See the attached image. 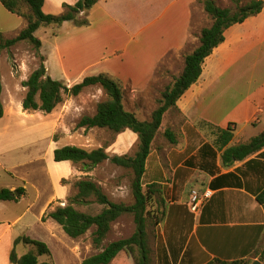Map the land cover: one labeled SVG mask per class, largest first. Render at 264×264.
<instances>
[{
  "label": "crops",
  "instance_id": "crops-1",
  "mask_svg": "<svg viewBox=\"0 0 264 264\" xmlns=\"http://www.w3.org/2000/svg\"><path fill=\"white\" fill-rule=\"evenodd\" d=\"M77 1L45 0L43 10L61 14L64 3ZM88 14V26L77 28L72 22L62 26L72 24L70 38L73 33L90 32L94 49L101 41H121L111 54L93 60L90 75L106 73L117 80L125 93V108L139 118L144 105H154L155 95L182 73L185 56L199 45L201 30L212 23L198 0H101ZM26 24L0 1L4 37L11 38ZM58 31L54 34L52 28L51 34L57 38ZM174 54L182 58L181 69L167 71L169 81L168 76L158 77L159 65ZM44 56L48 63L49 57ZM87 69L64 72L63 67V79L72 86L84 79ZM149 111L140 119L150 120L154 110ZM258 126H262L259 133ZM214 127L232 129L233 138L222 149ZM166 129L175 132L177 143L155 145L154 140L143 176L144 186L159 185L157 206L160 203L164 212L149 241L151 264H211L216 260L251 264L260 259L264 203L258 197H264V149L229 166H224L222 153L264 132V8L225 31L224 41L205 59L199 79L164 114L158 133ZM137 141L138 135L128 129L118 134L110 150L125 154ZM193 189L212 191L198 213L189 207ZM38 216H44L42 208ZM13 226L0 223V243L6 240L0 250L1 264H9L14 242L21 236L12 234Z\"/></svg>",
  "mask_w": 264,
  "mask_h": 264
},
{
  "label": "trees",
  "instance_id": "trees-1",
  "mask_svg": "<svg viewBox=\"0 0 264 264\" xmlns=\"http://www.w3.org/2000/svg\"><path fill=\"white\" fill-rule=\"evenodd\" d=\"M10 12L24 18L27 22L21 32L13 38H6L0 33V53L20 41L32 44L40 59L39 66L30 74L23 85L27 88L23 99L25 110H39L45 113L53 112L64 103L66 96H78L85 88L99 86L106 93L107 98L97 104L93 115H84L77 123V127L86 129L101 128L118 135L131 130L138 135V149L133 155H110L106 147L86 149L77 145H64L54 150L55 161H71L79 165L80 170L89 172L105 161L117 166L130 168L134 172L132 190L134 202L132 204L112 201L103 188L91 178H82L75 181L77 192L68 198L67 204L57 206L53 211L42 217L54 220L73 238L85 235L91 228L93 242L100 247L112 228V224L124 214H132L136 224L135 232L126 238L110 242L102 251L86 257L81 264H151V248L149 244L148 221L155 219L156 226L160 223L163 213L160 210L152 211L157 206V196L160 193L157 183L149 184L144 188L143 176L146 171V162L151 153L153 142L162 125L164 114L175 108L178 99L199 79L202 74L203 63L213 50L225 39V31L234 24L244 22L248 17L259 14L264 8V0H250L241 3V0H232L234 7H221L216 0H198L203 4L212 23L199 34V45L185 56V67L161 92L158 106L153 111L150 120H141L135 112L125 108V93L120 83L106 73L85 77L81 82L68 86L60 80L52 78L47 70L46 57L40 54L42 40L36 35L37 31L46 25L60 28L65 22H72L76 26H88V12L101 0H78L74 4L64 3L61 14H50L43 10L45 0H0ZM3 91L1 64H0V118L4 116V104L1 99ZM219 133L217 143L219 148L227 146L233 138L231 127L228 130L214 127ZM230 130V131H229ZM171 144L177 143L175 132L166 129L164 132ZM57 141V139H56ZM113 142V141H112ZM264 149V132L254 136L249 142L229 146L222 153L224 166L231 165L236 160H243L248 156ZM63 182H67L64 179ZM26 194L24 187L11 190H0L1 201H19ZM264 194V193H263ZM264 203V197H258ZM155 202L156 205H153ZM98 204L101 209L97 212L80 210L79 206ZM157 208V207H156ZM23 243L30 247L29 251L19 256L17 245ZM46 255L48 260L41 262L40 256ZM52 252L47 243L26 235L18 236L10 253L12 264H55ZM260 260L264 262V251ZM211 264H248V261L224 263L213 261Z\"/></svg>",
  "mask_w": 264,
  "mask_h": 264
},
{
  "label": "rangeland",
  "instance_id": "rangeland-1",
  "mask_svg": "<svg viewBox=\"0 0 264 264\" xmlns=\"http://www.w3.org/2000/svg\"><path fill=\"white\" fill-rule=\"evenodd\" d=\"M248 1L250 0L240 2ZM216 2L221 7L235 6L232 0H216ZM208 17L212 21L209 15ZM88 19L91 21V14ZM70 23L59 28L60 35L57 38L51 34L53 27L50 25L41 27L36 33L43 41V47L39 50L40 54L49 57V62L45 61V64L50 71V76L65 84L68 83L63 79V67L64 72L76 69L79 72L87 67L85 77L91 76L93 60H96L100 54H111L121 43L119 40L110 39L97 43L96 49L91 48L90 32L81 31L75 34L72 32L73 37L70 38L68 32L72 30V24L76 26ZM80 27L82 26L77 28ZM23 28L13 33L11 38L16 37ZM53 29L56 32V29ZM181 59V56L175 54L167 57L159 65L158 77L159 75L167 77L168 72L173 69L178 72L182 66ZM0 64L4 87L2 100L5 109L4 116L0 118V190L3 188L16 190L20 187L26 189L25 196L19 201L0 202V223L6 225L14 223L12 232L14 236L26 234L47 243L52 252L51 260L55 264H81L83 259L102 251L110 242L131 236L136 230L132 214H124L112 224L110 232L100 247H96L93 242L95 228H91L81 237L73 238L67 235L54 220L46 217V220L42 221L38 216L41 208L44 215H47L57 206L67 204L68 198L77 192L74 186L75 181L87 177L96 181L112 201L125 204L134 202L132 169L105 161L95 169L86 172L80 170V166L71 161L54 160V150L70 144L89 150L106 147V151L111 156L115 155L110 150V146L116 141L118 135H114L107 129L77 127L82 116L95 114L97 104L107 98L103 89L99 86H90L78 96H66L64 103L51 113L25 110L23 99L27 88L23 82L40 64L36 48L27 41H20L13 46L3 48L0 53ZM169 80L170 76L167 78V81ZM161 92L155 95L154 105L153 103L144 105V114L140 118H145L149 110L157 108ZM127 101L126 104L130 107V96H127ZM252 129L255 128L252 127ZM257 129L259 133L262 126H258ZM125 136L124 138L127 139V135ZM164 142L170 143L164 132H159L155 138V145ZM137 149L138 141L125 154L133 155ZM64 179H67V182H63ZM47 198L51 201L44 203ZM153 205H156L155 202ZM101 207L98 204H92L78 208L86 212H97ZM156 207L152 211L158 213L157 210H160L159 216L161 212L164 214L160 203ZM155 228V219L149 220V240L154 239ZM5 242L6 240L0 243V250ZM29 249L30 247L23 243L16 247L19 255L28 252ZM48 259L46 255L39 257L41 262ZM8 263L12 264L9 260ZM2 264L7 263L5 261Z\"/></svg>",
  "mask_w": 264,
  "mask_h": 264
},
{
  "label": "built area",
  "instance_id": "built-area-1",
  "mask_svg": "<svg viewBox=\"0 0 264 264\" xmlns=\"http://www.w3.org/2000/svg\"><path fill=\"white\" fill-rule=\"evenodd\" d=\"M212 196L211 190H205L204 192H200L196 189L191 191V197L189 202L190 210L193 213H198L200 209L203 207L204 203Z\"/></svg>",
  "mask_w": 264,
  "mask_h": 264
},
{
  "label": "water",
  "instance_id": "water-1",
  "mask_svg": "<svg viewBox=\"0 0 264 264\" xmlns=\"http://www.w3.org/2000/svg\"><path fill=\"white\" fill-rule=\"evenodd\" d=\"M251 264H264L260 259H255Z\"/></svg>",
  "mask_w": 264,
  "mask_h": 264
}]
</instances>
